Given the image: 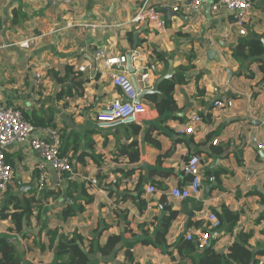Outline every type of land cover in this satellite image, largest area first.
<instances>
[{
  "label": "crops",
  "instance_id": "crops-1",
  "mask_svg": "<svg viewBox=\"0 0 264 264\" xmlns=\"http://www.w3.org/2000/svg\"><path fill=\"white\" fill-rule=\"evenodd\" d=\"M152 1L167 20L164 33L135 29L129 22L143 0H0L1 102L20 110L26 120L33 113L37 115L38 127L32 137L45 136L47 128L56 129L60 150L70 157L77 172L70 188L78 207L73 215L63 217L62 210L69 203L68 188L57 190L58 175L49 171L44 190L53 192V196L42 198L39 217L35 210L20 233L7 232L9 221L0 220V235H7L16 245L21 264L55 261L54 251L47 247V231L54 227L62 232L77 230L90 238L102 232L100 244L106 235L119 234L123 250L133 251L138 264H193L189 257L179 255L176 244L188 232L204 229L206 215L214 210L220 213L223 206L238 212L239 220L231 235L221 231L215 234L220 237L216 249L224 252L227 245L239 240L241 231L249 234L251 248L264 247V220L256 221L264 210V152L251 142V137L257 136L264 144V70L260 69L264 56L260 62H238L231 55L238 40L249 36L264 39V0H254L245 36H238L230 28L225 12L214 13L208 4L191 15L182 0ZM175 5L179 6L177 12L172 10ZM83 24L99 26L92 32ZM128 33H132L131 41ZM30 38L34 40L27 48L16 44ZM208 38L215 42L212 47L206 43ZM133 47L138 54L132 61L136 76L148 72L151 86L170 65L174 75L177 67L193 56L194 68L184 73L185 82L177 84L173 93L178 110L173 118L161 123L148 94L141 102L150 111L138 123L100 129L96 111L115 98H123L111 84L109 71L80 72L78 67L92 63L102 66V60L94 59L98 50L106 56H117L128 54ZM227 69L233 73L229 82ZM66 70L68 80L58 83L56 79L63 78ZM36 73L40 75L39 85L33 82ZM89 76L95 78L90 80ZM72 79L82 81V91ZM62 89L61 98H57ZM222 96L231 98L233 105L214 107L213 101ZM193 114L201 116L194 131L178 134ZM134 127L139 131L134 132ZM134 138L138 159L131 163L122 157L115 160L117 149ZM193 154L201 159V187L196 196L176 200L169 191L188 183L182 167ZM6 157L13 167V177L8 191L0 193V208L9 194L40 195L36 187L39 159L29 142L9 146ZM120 169L132 171L124 175ZM97 173H110L112 181L118 179L119 187L112 184L109 188L127 197L108 196L106 186L93 181L89 192L94 199L85 203L80 185L86 177L95 180ZM209 176L213 177L210 183ZM147 184L155 185V193L145 194ZM170 210H177L179 215L166 231L168 248L145 244L144 238L160 234L162 218ZM89 264L128 263L121 254L95 253Z\"/></svg>",
  "mask_w": 264,
  "mask_h": 264
},
{
  "label": "built area",
  "instance_id": "built-area-1",
  "mask_svg": "<svg viewBox=\"0 0 264 264\" xmlns=\"http://www.w3.org/2000/svg\"><path fill=\"white\" fill-rule=\"evenodd\" d=\"M254 0H182L184 9L191 15H196L203 5H209L212 12L217 13L223 11L227 14L230 20V28L236 31L238 36L247 34V23L249 12L253 7ZM178 5L173 6L172 10L177 12ZM135 29L149 28L157 33L166 31L167 20L161 10L152 0H143L139 5L134 16L129 20ZM90 28L92 32L97 29L98 24H83ZM229 31H227V36ZM34 38L20 41V47L27 48ZM207 45L212 47L215 42L212 38H208ZM137 52L131 51V61L137 59ZM95 61H101L102 66L97 63L79 66L80 72H100L103 70L109 71L110 82L116 88L122 100L115 98L104 107L96 111L97 126L100 129H110L119 125L136 124L140 118L145 117L150 111L145 103H136L138 92L133 81L130 78L129 72L124 68L127 61V54H119L117 56H106L104 51L98 50L94 56ZM117 66H122V69H115ZM103 69V70H102ZM93 80L92 76H89ZM138 87L146 89L151 87L148 72H141L136 76ZM34 85H39L41 82L40 75L34 74ZM213 106L216 108H226L233 105V101L228 96L218 97L213 101ZM201 121L199 114L191 115L188 120L177 130L178 134L192 133ZM36 126L27 121L20 110L17 108L6 106L0 99V193H4L8 189V185L13 177V167L7 160L6 150L9 146L28 141L31 149L38 156L37 170V192H41L47 187L48 172L54 171L58 175L55 185L57 190L67 189L71 183L75 181L77 172L74 169L70 157L60 153V136L59 132L53 128H47L45 136L32 137ZM259 151L264 152V144L260 142L257 136L251 137ZM216 144V140L213 141ZM201 159L198 155H190L183 163L182 171L188 176V183L184 186H174L170 189L169 194L176 200H184L186 198L196 196L201 187L200 173ZM260 173L261 170H258ZM86 181H92L90 177L85 178ZM128 179H122L126 182ZM213 180L212 176L207 178L210 183ZM136 181V179H135ZM133 181V182H135ZM114 182V180H113ZM138 182V180H137ZM145 194L155 193L156 187L153 184L145 186ZM205 229L196 230V232H188L185 235L187 240H192L199 249H204L210 238V232L216 231L220 227V220L214 212H209L206 217ZM70 232V231H66ZM263 263V259H259V264Z\"/></svg>",
  "mask_w": 264,
  "mask_h": 264
},
{
  "label": "trees",
  "instance_id": "trees-1",
  "mask_svg": "<svg viewBox=\"0 0 264 264\" xmlns=\"http://www.w3.org/2000/svg\"><path fill=\"white\" fill-rule=\"evenodd\" d=\"M15 18H13L14 21ZM128 40H132V33H128ZM159 55V54H158ZM232 58L238 62L243 61H261V57L264 56V45L261 41V38L255 36H249L244 39L238 40L232 46L231 50ZM193 56L188 57L187 64H181L177 67L175 74L166 80H163L159 85V93L150 95L149 99L151 100L153 107L158 111V115L161 117V123H164L167 119L173 118V114L178 110L177 101L175 100L173 93L177 84L184 83V73L190 71L194 68L193 66ZM263 65H260V69L264 70ZM68 70H66V73ZM70 73H72L70 71ZM69 73H67L63 78L56 79L57 82L68 80ZM74 85L77 86V90H83L82 81L76 82L74 79L71 80ZM64 91L62 89L57 98H61V93ZM28 118L27 114H24ZM36 114H32L31 119H27L34 126L38 125ZM48 121H51L48 119ZM38 127V126H36ZM134 132H138L139 128L134 127ZM60 150V149H59ZM61 154H64L61 152ZM115 160H118V157H122L124 161L131 163L136 161L139 157V150L136 138L132 139L129 144L121 145L117 149L115 154ZM124 175L129 174L132 170L123 171V169L118 170ZM216 181H218L217 175L215 176ZM93 181H96L99 185L106 186L107 195L114 197L126 198L125 195L114 194L110 186L115 188L119 187V180L114 179V182L110 178V173H103L102 175L97 173L95 180L92 181L85 180L80 185L81 197L84 199L85 203H90L93 201V194L89 192V188L92 187ZM95 182V183H96ZM140 182V179L138 183ZM74 183V182H73ZM73 183L70 184L66 191V196L72 198L74 196L71 193L70 188L73 187ZM137 183V184H138ZM8 191V189H7ZM34 191V190H31ZM39 193V192H38ZM39 196L34 195L28 196L22 194L21 196H16L9 194L3 206L0 208V220H8L6 226V231L9 233H20L23 228L29 225L30 218L33 215V212L37 211V217L42 209L43 199L48 196H53L51 191H41ZM55 195V194H54ZM141 193L138 192L137 196H140ZM56 197V195H55ZM74 203H67V205L62 210L63 217H68L74 214L75 209ZM221 224L218 229V232H223V234L231 235L233 229L236 226L239 220V213L232 211L226 206L222 207L221 212L213 211ZM177 210H170L167 216L162 218V229L159 231V235L154 236L153 238H144L142 241L145 244H151L153 247H161L163 249L168 248L166 242V231L168 230L169 225L178 217ZM264 220V210L261 211L256 221ZM203 228V227H201ZM205 229V228H204ZM217 232V233H218ZM97 235L93 237H88L77 230L70 232H62L59 227H54L48 229L47 231V247L54 251L55 261L51 264H89L92 254L99 253L103 256L114 255V257L119 256L120 254L124 256L125 261L128 264H138L135 261V254L130 249L123 250V237L119 234H108L105 236L106 240L100 244L99 239L102 235V232H96ZM249 234L246 232H239L237 238L239 241L234 240L231 244L227 245L224 252H219L215 243L219 240L218 235L213 239L210 246L205 247L204 249H199L192 240H187L186 238H181L176 244L179 255H184L189 257V263L193 264H259V259L264 257V247L253 249L248 243ZM200 250V251H199ZM196 254V255H195ZM0 264H21V257L17 252L16 245L10 241L7 235H0ZM180 264V262H176ZM264 264V260L263 263Z\"/></svg>",
  "mask_w": 264,
  "mask_h": 264
},
{
  "label": "water",
  "instance_id": "water-1",
  "mask_svg": "<svg viewBox=\"0 0 264 264\" xmlns=\"http://www.w3.org/2000/svg\"><path fill=\"white\" fill-rule=\"evenodd\" d=\"M136 41V39H135ZM262 42L264 43V39L262 40ZM133 50H135V47H133ZM208 54H212L211 51L208 52ZM123 67L122 66H119L118 69H122ZM124 68L129 72L130 74V78L131 80L133 81L134 85H135V88L138 92V95H137V98L135 100V102L138 104L141 102L142 98L145 96V95H152V94H155V93H159V85L160 83L163 81V80H166L168 78H171L172 77V66L170 65L167 72L164 73V74H160L157 76V78L154 80V83L153 85L150 87V88H146V89H141L138 87V83H137V79H136V70L132 67V61H131V52H129L127 54V61H126V64L124 66ZM157 73V71H155ZM233 73L227 69V80L228 82L230 81L231 77H232ZM54 174H56L54 172ZM208 187V186H207ZM206 187V188H207ZM20 191H23L20 189ZM76 198L75 197H72V198H69L68 201L73 203L75 202ZM215 232L214 231H211L210 232V238L206 244V247L210 246L214 237H215ZM239 241V240H237Z\"/></svg>",
  "mask_w": 264,
  "mask_h": 264
},
{
  "label": "clouds",
  "instance_id": "clouds-1",
  "mask_svg": "<svg viewBox=\"0 0 264 264\" xmlns=\"http://www.w3.org/2000/svg\"><path fill=\"white\" fill-rule=\"evenodd\" d=\"M215 233H217L218 232V230H216V231H214ZM216 236V235H215Z\"/></svg>",
  "mask_w": 264,
  "mask_h": 264
}]
</instances>
